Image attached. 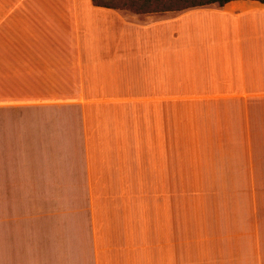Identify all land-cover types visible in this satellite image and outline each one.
<instances>
[{
  "label": "crops",
  "instance_id": "obj_1",
  "mask_svg": "<svg viewBox=\"0 0 264 264\" xmlns=\"http://www.w3.org/2000/svg\"><path fill=\"white\" fill-rule=\"evenodd\" d=\"M181 13L0 0V264H264V3Z\"/></svg>",
  "mask_w": 264,
  "mask_h": 264
},
{
  "label": "rangeland",
  "instance_id": "obj_2",
  "mask_svg": "<svg viewBox=\"0 0 264 264\" xmlns=\"http://www.w3.org/2000/svg\"><path fill=\"white\" fill-rule=\"evenodd\" d=\"M98 4H109L116 7L118 10L125 12L130 16H139L142 19L156 15L160 16L167 12V9H177L190 5V2H181L179 0H96ZM173 25L175 31L180 29L183 21L189 19H195L196 17L208 16V14H192L186 19L182 20L180 11L173 10Z\"/></svg>",
  "mask_w": 264,
  "mask_h": 264
},
{
  "label": "trees",
  "instance_id": "obj_3",
  "mask_svg": "<svg viewBox=\"0 0 264 264\" xmlns=\"http://www.w3.org/2000/svg\"><path fill=\"white\" fill-rule=\"evenodd\" d=\"M179 1H181V2H190V5H187V6L181 7V8L179 7L177 9H167L166 11L167 12H171L173 10H176V11L183 12V11L191 9V8L211 5V4H215V3H218L221 6H224L225 4H227V3L231 2V1H234V0H179ZM258 1H261L262 3H264V0H258ZM94 2L98 6H103V7H107V8H111V9H117L116 7L111 6L109 4H98L96 2V0H94Z\"/></svg>",
  "mask_w": 264,
  "mask_h": 264
}]
</instances>
